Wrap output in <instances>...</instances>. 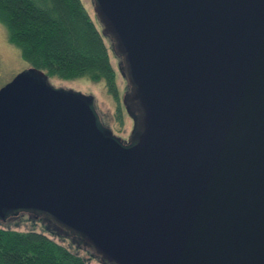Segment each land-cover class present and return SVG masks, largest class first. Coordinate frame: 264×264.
<instances>
[{"label": "water", "instance_id": "water-1", "mask_svg": "<svg viewBox=\"0 0 264 264\" xmlns=\"http://www.w3.org/2000/svg\"><path fill=\"white\" fill-rule=\"evenodd\" d=\"M95 11L131 137L93 95L19 72L0 88V223L24 212L74 231L104 264H264V0Z\"/></svg>", "mask_w": 264, "mask_h": 264}, {"label": "trees", "instance_id": "trees-1", "mask_svg": "<svg viewBox=\"0 0 264 264\" xmlns=\"http://www.w3.org/2000/svg\"><path fill=\"white\" fill-rule=\"evenodd\" d=\"M0 23L31 66L49 77L102 80L119 100L109 46L82 0H0ZM26 214L21 212L11 220L22 224L29 219ZM50 226L49 230H20L0 225V264H91L78 249L64 244L65 240L77 246L81 243L92 258L101 261L94 248L84 245L80 234Z\"/></svg>", "mask_w": 264, "mask_h": 264}, {"label": "rangeland", "instance_id": "rangeland-1", "mask_svg": "<svg viewBox=\"0 0 264 264\" xmlns=\"http://www.w3.org/2000/svg\"><path fill=\"white\" fill-rule=\"evenodd\" d=\"M88 9L91 17L96 22L98 27L103 31V26L99 21V18L95 11V0H82ZM106 42L110 49V54L112 58L113 65L117 71V84L119 88V100H116L115 97L109 93L107 90L104 81H93L88 78L82 77L77 79H61L57 76L50 77L51 84L56 88H67L72 89L75 92H80L83 94L93 95L95 97V106L97 113L105 126L110 128L116 135L129 139L132 129H133V119L126 111L124 103L122 101L123 95L127 89V81L122 76L119 71V57L113 51L112 43L110 42L109 36L107 35ZM31 64L24 60L21 55V51L17 46L12 44L8 39V34L6 28L0 23V88L5 84L10 82L16 74L19 72L29 69ZM27 219L25 222L20 224L19 222L14 223L15 221L9 220L10 227L18 228L20 230L36 228L38 230H45V226L42 221H39L38 218L32 217ZM36 219V225H34L33 219ZM1 226H7L5 223H0ZM63 236L66 235V232H62ZM57 240H65L59 237ZM77 241V240H76ZM68 246H73V249H78L79 252L88 258L91 264H103L100 260L92 258L87 251L83 248V245L78 242L80 246H77L75 242L70 243V240L62 241Z\"/></svg>", "mask_w": 264, "mask_h": 264}, {"label": "flooded vegetation", "instance_id": "flooded-vegetation-1", "mask_svg": "<svg viewBox=\"0 0 264 264\" xmlns=\"http://www.w3.org/2000/svg\"><path fill=\"white\" fill-rule=\"evenodd\" d=\"M120 71V70H119ZM122 74V73H121ZM123 76V75H122ZM124 77V76H123ZM125 78V77H124ZM126 79V78H125ZM126 81H127V79H126ZM127 83H128V81H127ZM125 94V93H124ZM123 97H124V95H123ZM122 101H123V103H124V100H123V98H122ZM124 106H125V109H126V111L128 112V110H127V107H126V105H125V103H124ZM129 113V112H128ZM130 115V114H129ZM131 116V115H130ZM132 117V116H131ZM132 119H133V127H134V124H135V121H134V118L132 117ZM132 131H133V129H132ZM113 132V131H112ZM132 133V132H131ZM113 134L115 135V136H117V137H119V138H122V137H120V136H118V135H116L114 132H113ZM130 137H131V135H130ZM130 137H129V139H130ZM122 139H124V138H122ZM129 139H124L125 141H129ZM13 216H15V215H13ZM9 220H11V217H9V218H7V222H9Z\"/></svg>", "mask_w": 264, "mask_h": 264}]
</instances>
